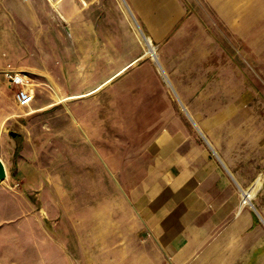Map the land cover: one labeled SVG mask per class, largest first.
<instances>
[{
	"label": "rangeland",
	"instance_id": "374dc122",
	"mask_svg": "<svg viewBox=\"0 0 264 264\" xmlns=\"http://www.w3.org/2000/svg\"><path fill=\"white\" fill-rule=\"evenodd\" d=\"M20 2L0 0V152L12 162L0 181V264H122L132 245L137 258L127 188L153 163L143 147L166 112L180 120L174 133L241 135V147L261 150V162L238 165L256 170L242 193L256 190L250 206L264 221V27L240 34L205 0H181L182 16L153 43L124 0L129 31L115 11L103 20L108 0H78L88 19L77 27L47 0ZM102 33L119 42L98 43ZM7 66L28 74V106L15 104Z\"/></svg>",
	"mask_w": 264,
	"mask_h": 264
},
{
	"label": "crops",
	"instance_id": "0c3cea01",
	"mask_svg": "<svg viewBox=\"0 0 264 264\" xmlns=\"http://www.w3.org/2000/svg\"><path fill=\"white\" fill-rule=\"evenodd\" d=\"M47 1L69 27H77V22L85 18L81 11L74 9L78 0ZM108 1L111 12L103 20L109 22L115 11L129 31L128 18L118 0ZM10 2L21 3L20 0ZM102 2L98 0L99 8ZM124 2L133 21V15H139L153 43L162 42L172 23L184 12L181 0ZM205 3L227 27L239 29L240 34L242 29L264 27V0H205ZM100 37L98 43L119 42L111 34L102 33ZM105 57L102 52L98 54V59ZM153 59L167 81L156 58ZM130 64L126 62L112 70L108 79L121 75ZM162 117L160 129L151 130L153 136L143 147L144 156L150 157L153 163L142 168L140 179L128 185L126 194L128 211L137 224L136 233L144 247L136 258L135 247L127 246L128 253L122 264H264V221L242 194L256 170L241 169L238 165L247 161L248 156H253L254 161L258 157L261 162V150L241 147L242 141L243 144L246 141L243 138L241 141V135H202L205 140L196 135H179L173 131L180 123L177 116L166 112ZM13 137L6 143L13 145L16 153L22 136ZM0 160L5 170L7 163L12 164L3 152ZM153 255L157 256L155 263L151 261ZM111 264L117 263L112 260Z\"/></svg>",
	"mask_w": 264,
	"mask_h": 264
},
{
	"label": "built area",
	"instance_id": "2783aa9c",
	"mask_svg": "<svg viewBox=\"0 0 264 264\" xmlns=\"http://www.w3.org/2000/svg\"><path fill=\"white\" fill-rule=\"evenodd\" d=\"M1 74L8 87L13 90V100L15 104L19 107L28 106L33 99L28 74L22 71H17L9 66L5 67Z\"/></svg>",
	"mask_w": 264,
	"mask_h": 264
},
{
	"label": "bare ground",
	"instance_id": "6f19581e",
	"mask_svg": "<svg viewBox=\"0 0 264 264\" xmlns=\"http://www.w3.org/2000/svg\"><path fill=\"white\" fill-rule=\"evenodd\" d=\"M150 47H151V45H150ZM160 67V66H159ZM161 68V67H160ZM248 191H250V189L249 190H244L243 191V195H244V199H245V201H249L251 198H252V196H253V194H254V192L256 191H254L253 189H252V191H250V192H248Z\"/></svg>",
	"mask_w": 264,
	"mask_h": 264
},
{
	"label": "water",
	"instance_id": "95a60500",
	"mask_svg": "<svg viewBox=\"0 0 264 264\" xmlns=\"http://www.w3.org/2000/svg\"><path fill=\"white\" fill-rule=\"evenodd\" d=\"M5 177H6L5 167L2 163V161L0 160V181L4 180Z\"/></svg>",
	"mask_w": 264,
	"mask_h": 264
}]
</instances>
